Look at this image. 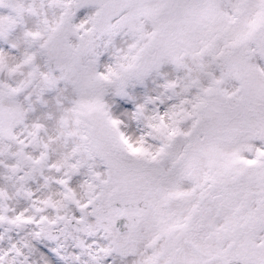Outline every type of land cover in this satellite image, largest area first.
<instances>
[{"label":"snow or ice","instance_id":"6c2138e0","mask_svg":"<svg viewBox=\"0 0 264 264\" xmlns=\"http://www.w3.org/2000/svg\"><path fill=\"white\" fill-rule=\"evenodd\" d=\"M0 264H264V0H0Z\"/></svg>","mask_w":264,"mask_h":264}]
</instances>
